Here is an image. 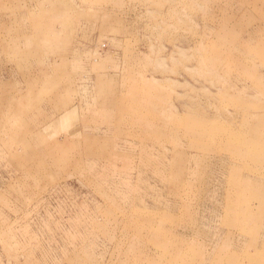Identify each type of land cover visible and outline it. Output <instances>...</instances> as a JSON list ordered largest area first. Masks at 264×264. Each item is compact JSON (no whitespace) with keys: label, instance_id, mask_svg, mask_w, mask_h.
Masks as SVG:
<instances>
[{"label":"rangeland","instance_id":"rangeland-1","mask_svg":"<svg viewBox=\"0 0 264 264\" xmlns=\"http://www.w3.org/2000/svg\"><path fill=\"white\" fill-rule=\"evenodd\" d=\"M0 264H264V0H0Z\"/></svg>","mask_w":264,"mask_h":264}]
</instances>
